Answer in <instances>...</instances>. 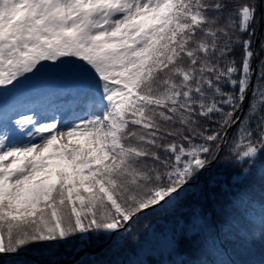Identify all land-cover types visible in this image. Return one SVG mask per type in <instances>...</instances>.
I'll return each mask as SVG.
<instances>
[{
  "label": "snow or ice",
  "instance_id": "snow-or-ice-1",
  "mask_svg": "<svg viewBox=\"0 0 264 264\" xmlns=\"http://www.w3.org/2000/svg\"><path fill=\"white\" fill-rule=\"evenodd\" d=\"M261 5L0 0V264H36L28 254L54 256L76 237L80 251L140 246L157 235L151 217L202 196L214 164L239 167L234 184L250 175L264 159ZM167 231L169 255L197 235L227 255L200 210Z\"/></svg>",
  "mask_w": 264,
  "mask_h": 264
},
{
  "label": "trees",
  "instance_id": "trees-1",
  "mask_svg": "<svg viewBox=\"0 0 264 264\" xmlns=\"http://www.w3.org/2000/svg\"><path fill=\"white\" fill-rule=\"evenodd\" d=\"M244 38H247V34H244ZM262 39H264V28ZM257 51H262L260 42ZM235 55L239 60L242 50L238 49ZM262 167H264V159L257 161V166L252 168L250 175L234 184L232 177L239 175L241 169L214 164L208 173L200 177L198 182L203 187L202 196L190 194L173 211L153 216L147 221L151 225L159 227L164 225L169 229L176 220L184 223L191 217L194 210H200L204 216L210 217L214 226L212 238L220 243L227 253L226 256L212 255L206 249L203 237L197 235L191 239L186 237L181 239L176 255L149 253L145 256L144 261H147L148 264H177V261H183L184 264H192V262L217 264V261L222 260H228L231 264H236V261L246 264L249 260L264 261V246L255 235V233L264 230V170ZM212 176H221L223 179L217 181L216 187L209 188L208 182ZM222 184L227 185V190L221 187ZM198 191L199 188L194 186V193ZM242 230L246 233L245 236L240 234ZM249 238L251 239L249 240ZM114 239L99 253L87 254L75 264H91L94 260L104 261L105 264H130L131 255L136 252L139 245L133 243L130 238L115 243ZM141 239H143L142 229ZM75 241H79V237H76ZM107 241L99 244L93 241L90 246L84 248L95 249ZM77 251L76 243H72L68 246L62 245L54 256L30 255L42 264H49L52 260L58 263L62 259L72 257ZM27 259L30 260L28 257Z\"/></svg>",
  "mask_w": 264,
  "mask_h": 264
},
{
  "label": "rangeland",
  "instance_id": "rangeland-1",
  "mask_svg": "<svg viewBox=\"0 0 264 264\" xmlns=\"http://www.w3.org/2000/svg\"><path fill=\"white\" fill-rule=\"evenodd\" d=\"M259 61L260 59H258V63ZM52 86L55 87L56 85ZM162 226L159 227L152 224V227L154 231L157 232V235L149 236L141 241V245L138 246L136 252L131 255L132 261L144 260L145 256L149 253H168V244L164 237V234L165 232H167V235L170 236L171 233L170 231H167L168 228H166L165 226L164 228H162Z\"/></svg>",
  "mask_w": 264,
  "mask_h": 264
},
{
  "label": "water",
  "instance_id": "water-1",
  "mask_svg": "<svg viewBox=\"0 0 264 264\" xmlns=\"http://www.w3.org/2000/svg\"><path fill=\"white\" fill-rule=\"evenodd\" d=\"M261 14H264V6L261 5ZM264 28V18L261 19L260 25L258 26L257 33L255 36V43H254V49L257 51L258 44L261 40L262 33ZM258 59L259 55L254 59L253 61V67L255 68L258 65ZM255 77H253V80ZM250 95V94H249ZM247 107V103L245 105ZM112 239L108 240L107 242L99 245L95 249H87L84 248L83 251L78 250L72 257H67L65 259L60 260L57 264H75L78 260H80L82 257H84L87 254L94 255L96 253H99L104 249L106 245H108L111 242ZM79 241H76V246ZM28 257H32L30 254H28Z\"/></svg>",
  "mask_w": 264,
  "mask_h": 264
}]
</instances>
